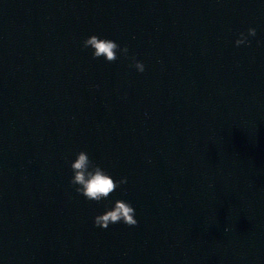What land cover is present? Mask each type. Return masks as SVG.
I'll return each mask as SVG.
<instances>
[{"label":"water","instance_id":"95a60500","mask_svg":"<svg viewBox=\"0 0 264 264\" xmlns=\"http://www.w3.org/2000/svg\"><path fill=\"white\" fill-rule=\"evenodd\" d=\"M81 150L135 226L93 225ZM0 264H264V0H0Z\"/></svg>","mask_w":264,"mask_h":264},{"label":"clouds","instance_id":"9594fccd","mask_svg":"<svg viewBox=\"0 0 264 264\" xmlns=\"http://www.w3.org/2000/svg\"><path fill=\"white\" fill-rule=\"evenodd\" d=\"M255 36L256 29L249 27L247 35L244 32L239 33V37L234 41V46L245 45L249 37ZM81 46L90 51L94 60L102 58L104 62L111 63L117 59L119 54L125 59L131 60L129 67L134 68L137 73H143L145 70L144 64L136 60L135 56H128L127 46L122 47L113 39L90 35L82 40ZM69 168L71 171L69 185L75 193L92 203L103 202V211L93 217L94 226L107 229L109 225L116 223L126 226L137 224L136 210L128 200L110 198L116 189L126 184V177L115 178L106 168L92 160L84 150L75 154L70 161Z\"/></svg>","mask_w":264,"mask_h":264}]
</instances>
